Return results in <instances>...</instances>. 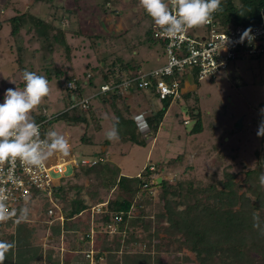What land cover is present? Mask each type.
<instances>
[{
    "label": "rangeland",
    "instance_id": "374dc122",
    "mask_svg": "<svg viewBox=\"0 0 264 264\" xmlns=\"http://www.w3.org/2000/svg\"><path fill=\"white\" fill-rule=\"evenodd\" d=\"M105 1L0 0V103H3L7 89L16 87L23 89L25 71L35 72L47 78L45 68L50 64L44 58L54 60V67L66 72L67 77H74V80L79 81L84 88L85 98L92 96L103 82L105 73L100 72L96 81L97 88L90 85L92 70L101 68L104 64L100 62L101 59L106 58L110 64L117 58L124 59L126 62L135 58L143 64L141 69L145 70L163 65L165 63L163 50L159 45L151 48L146 36L147 31L156 25L139 4V0H121L116 5L111 2L105 5ZM105 7L108 10L107 13L106 10L104 11ZM25 13L46 21H54L56 26L66 30L67 34L64 37L60 36V42L51 40L52 52L46 49L45 39L38 34V30H30L29 17L26 19L25 27L19 33L13 34L12 29L17 23L13 24L10 20ZM58 34V31L50 30L51 37ZM20 59L22 62L19 61ZM234 67L233 73H220L214 79L196 82V84L199 83L197 84L199 88L195 92L198 101L181 99L173 102L156 137L149 135L148 127L145 125V129L144 127L142 129V133L147 138L145 148L122 143L119 138H113L110 146H105L108 133L113 131V121L117 117L111 105L105 104L101 99L95 100L92 104L94 109L101 108L98 114L99 124L92 121V124L87 126L59 121L54 123L48 131H56L62 135L77 156L81 152L86 155H98L105 150L108 161L106 165L118 169L120 175L141 176L146 174L147 167L152 166L150 168L152 172L160 171L152 176L154 180L163 178L171 183L192 179L201 181L205 185L216 183L224 178L225 172L236 173L238 180H242L249 170L257 167V154L262 152L263 147L262 136H258L257 132L263 122L264 114L262 111L264 110V58L239 61ZM191 80L194 82L196 78L193 77ZM49 83L50 94L39 105L43 109L40 110L39 106L34 109L30 113V120H33V114L44 112L52 117L71 108L66 90L68 80L59 81L53 78L49 80ZM192 87L191 83L187 85L188 89ZM126 97L127 108L134 115L138 114V121L142 122L138 118L150 115L152 109L148 102L149 96L147 98L142 94H131ZM153 105L158 108L160 102ZM120 107L125 112V107ZM191 110L195 115L201 112L202 133L191 135V130L196 123V120L193 121L189 116ZM72 113L73 110H70L71 115ZM186 120L191 121V124L186 125ZM84 136L88 143L83 142ZM180 157L182 160L179 163L170 164ZM67 159L65 155L60 157L63 161ZM67 169L66 175L71 176L72 168L67 167ZM55 177L59 176L55 175ZM99 180L95 177H92L91 181L85 177L80 180L71 179V182L78 184L88 186L89 183L91 184L90 190L85 189L83 196L89 206L94 209L99 207L97 199L108 203L116 195L114 187L107 183L106 178ZM90 191L98 192L96 200L88 196L87 192ZM161 192L162 189L148 190L147 194L139 196L138 200L142 202L151 200L152 204L146 210L154 215L163 210L164 203L160 200ZM75 197L76 191H73L70 192L68 199L72 200ZM55 202L60 210L65 207L66 203L61 197H56ZM41 206L42 204L37 203L33 206L34 208H29L28 212L24 213L25 219L21 218V221H29V225L35 229L33 238L35 245L42 246L44 250H53L56 257L63 263L81 264V260H85L83 253L71 252L73 249L71 247L78 243L77 239L82 238L81 235L79 237V232L65 233L61 237H56L51 231L53 224L50 225L46 217V209ZM92 210L81 214L76 221L85 225L92 221L90 224L97 232L94 235L96 249L103 244V235L109 232L113 236L117 228L111 231L106 230L105 224L101 221V215ZM56 214L59 215L60 211L58 210ZM138 214L139 210L136 208L131 215ZM145 221L151 230L146 232L143 228H135L134 236L140 242L133 240L127 244L123 241L122 252L153 255L158 253L165 263H175L174 256H177V253L173 247L169 251L167 247L158 249L156 246L162 242V239L154 238L153 234L157 226L154 218L147 217ZM4 231L11 233L13 229ZM2 233L3 231L0 230V237ZM123 235L126 238L131 237L126 232ZM162 236L164 237L163 234ZM109 243V247L115 246V243L111 241ZM186 252L189 254L188 251Z\"/></svg>",
    "mask_w": 264,
    "mask_h": 264
},
{
    "label": "trees",
    "instance_id": "16d2710c",
    "mask_svg": "<svg viewBox=\"0 0 264 264\" xmlns=\"http://www.w3.org/2000/svg\"><path fill=\"white\" fill-rule=\"evenodd\" d=\"M43 1L49 2V0ZM120 1L106 0L105 5L107 2L116 5ZM221 9L213 16L215 23L224 26L232 23L236 26L251 28L260 23V13L264 9V0H222ZM105 10L107 13L106 7ZM27 17L31 22L30 30H38V34L44 37L47 44L46 49L49 52L53 50L51 40L60 42V36L64 37L67 34L66 30L56 26L54 21H46L31 16L29 13L10 20L13 24L17 23L12 29L13 34L19 33L25 27ZM50 30L58 31L60 35L51 37ZM146 36L151 44L150 47H154L157 42L153 39V28L147 31ZM160 42L162 45V41ZM44 59L50 64L49 67L45 68L49 80L53 78L59 81L66 79L68 83L76 84L77 89L68 93L70 105H72V95L76 98L81 97L84 88L79 81L74 80V77H67L66 72L54 67V60ZM19 61L22 62L21 59ZM100 62L104 63L103 66L92 70L93 76L90 80V85L95 88H97L96 81L100 76V72L105 73L103 82H109L110 77L118 76L122 71L129 74L143 67V64L136 61L135 58L129 62L117 58L110 64L104 58ZM197 84L185 92L182 98L187 101L192 99L198 101L195 93L199 88ZM140 92L142 90L136 88L132 93L137 95ZM101 100L105 104L111 105L116 114L117 119L113 121L112 127L113 132H117L120 141L133 146L147 147V138L142 133L140 123L136 121L138 114L134 115L127 108V99L115 92L108 96H102ZM148 102H150L152 110L150 115L143 116V121L147 123L149 135L156 137L172 107L173 100L171 98L162 100L158 108H155L152 100ZM120 106L125 107V112L121 110ZM39 109L42 110L43 107L39 106ZM100 111L101 108L94 109L91 107L87 112L76 108L73 110V115H71L68 108L49 121L47 127H51L59 121H69L87 126L92 124V121L99 124L98 114ZM189 116L192 120H196L191 135L202 133L201 112L195 115L194 111L191 110ZM33 120L38 124L47 120V117L43 113L33 114ZM262 121L264 122V114L262 115ZM111 141L112 139L107 138L105 146H110ZM83 142L88 143L85 136ZM261 143L263 147L262 152L257 154V167L254 170H249L244 179L238 180L236 173L225 172L222 180L206 185L196 179L182 180L175 183L163 179V183L160 185L153 183L155 180L152 176L160 171L152 172L150 169L152 166L147 167L145 169L146 174L141 176L128 177L120 175L118 169L106 165L108 161L105 150L98 155H86L81 152L80 155L82 156L84 154L87 157L103 158L105 162L77 169L71 179L80 180L85 177L88 181H91L92 177L97 180L106 178L107 183L114 187L116 195L99 214L101 215V221L105 224V229L108 230L107 227L111 223L112 215L122 217V221L116 226V234L111 236L109 232H106L103 235V244L96 247V250L99 251L98 256L101 255L105 258L104 263L98 264H167L157 252L153 255L139 252H122L121 250L123 241L127 244H130L133 240L140 242L134 236L135 228H143L146 232L151 230V227L146 225L145 219L147 217L154 218L157 224L153 235L156 239H162L160 244H156L158 249L160 247H167L169 251L172 247L175 249L177 256H174L175 263L173 264H177V262H180V264H264V185L260 183V177L264 175V136H262ZM181 160L182 157L170 164H177ZM71 179L64 180L68 184L66 183L58 188L56 193L66 203L61 210L65 221L63 225L60 223L58 225L53 224L51 231L56 237H61L65 233L76 234L79 232V237L81 235L82 238L79 239L76 235L78 243L71 247L73 248L71 252L74 251L80 254L91 249L94 235L97 232L90 224L92 221L88 225L76 221L81 214L90 212L89 210L92 209V206H89L88 201L83 196L84 190L89 191L91 184L89 183V186L78 184L71 182ZM151 189H162L160 200H163L164 203L163 210L154 215L151 211L146 210L152 204L151 200L145 202L138 200L139 196L146 195V192ZM73 191H76V197L69 200L68 196ZM87 194L94 200L98 197V192L93 193L90 191ZM97 200V205L104 203L100 199ZM47 208L44 209L47 210ZM136 208L139 210V214L132 216V211ZM24 216L21 210L19 213L20 218L17 221H10L0 226V230L3 231L0 241L13 244V248L7 254L4 264H62L53 250H44L42 246L35 245L33 242L35 229L29 225V222L21 221L22 217L25 219ZM6 229H13V232L8 233L4 231ZM124 232L129 233L131 237L126 238L123 235ZM110 241L115 243V246L109 247ZM120 254L122 256H119Z\"/></svg>",
    "mask_w": 264,
    "mask_h": 264
},
{
    "label": "built area",
    "instance_id": "2783aa9c",
    "mask_svg": "<svg viewBox=\"0 0 264 264\" xmlns=\"http://www.w3.org/2000/svg\"><path fill=\"white\" fill-rule=\"evenodd\" d=\"M213 16L208 24L189 29L179 38L170 39L160 36L158 34L160 29L156 28L155 39L166 43L167 64L150 72L119 73L111 83L101 87L98 95L117 92L122 97H126L139 88L145 91L154 89L155 97L159 100L169 97L178 100L182 97V85L185 78L188 80L194 77L198 81L212 79L220 73L229 71L239 61L264 58V9L260 13V23L251 28L231 23L226 26L217 24ZM246 29H251L249 38L241 41V36ZM66 87L69 90L75 89L74 83H68ZM88 103L89 101L86 100L81 104L87 108ZM47 121L38 124L39 136L37 138L42 142L46 155L48 153L46 145L51 143L47 136L49 132L46 129ZM61 155L63 154L53 152L45 160L43 167L25 165L19 159L0 164V197H3V202L12 213L7 221L0 222V226L10 221H17L21 210L26 213L37 203L42 204L43 209L48 207L46 217L50 225L57 223L63 225L64 215L55 202L58 197L56 195L58 188L65 183V179L74 176L75 170L95 166L105 160L77 156L71 146L67 161L60 160ZM67 167L73 170L71 176L66 175ZM55 175L59 177L56 178ZM95 209V213H102L101 205ZM58 210L59 215L56 214ZM121 221L120 215H112L108 230H114ZM98 253L93 242L91 249L83 253L85 264L104 263L105 258L98 256Z\"/></svg>",
    "mask_w": 264,
    "mask_h": 264
},
{
    "label": "clouds",
    "instance_id": "9594fccd",
    "mask_svg": "<svg viewBox=\"0 0 264 264\" xmlns=\"http://www.w3.org/2000/svg\"><path fill=\"white\" fill-rule=\"evenodd\" d=\"M221 3L222 0H139V4L146 10L156 25L153 28V39L157 42L156 45H159L163 50L165 57V63L159 67L167 64L168 56L166 54V43L162 41L161 45V42L156 40L154 37L156 28L160 29V32L158 33L160 36L168 37L170 39L179 38L189 29L202 27L208 24L211 21L213 14L222 10ZM250 33L251 29H246L241 36V41L249 38ZM155 69L145 70L143 68L137 71L150 72ZM234 69L235 67H232L229 71L223 73H233L232 70ZM115 78L116 76H113L110 77L109 82H102L100 88H97V91L89 98H85L84 93L79 98L72 95L73 104L71 108L69 107V110L78 108L83 112H87L92 107L95 100L101 99L102 96H108L98 94L100 93L103 85L111 83ZM23 81L25 83L23 89L17 87L7 89L4 93V101L3 103H0V164H4L10 160L15 161L19 159L25 165L43 167L45 160L53 152H59L67 156L69 154L70 146L62 135L56 131H49L47 136L51 140V143L46 145L48 153L47 155L45 154L42 142L37 139L39 136L38 124L47 120L48 123L53 120L55 116L50 117L47 113L43 112V114L47 117V120L38 124L34 120H30L29 117L30 113H32L33 110L42 103L43 99L50 94V83L45 76L38 75L37 73L31 71H25L23 73ZM196 82L200 81L195 80L193 82L191 79L186 80L185 78L182 85V95L190 90L187 88V85L191 83L194 86ZM74 85V90H69L68 88L66 89L68 93L77 89L75 83ZM132 92L131 94L133 95ZM139 94L146 95V97L149 96V98H147L152 100V104L162 102V100L156 99L154 89L151 91L142 90ZM169 98H171L173 102L177 101L172 97ZM181 99L183 98L181 97L178 100ZM86 100L89 101L87 108L81 104ZM138 119L142 120V122L138 121L137 118L136 121L140 123L142 129L143 127L145 129V125L147 126V123L143 121L142 117ZM185 124L190 125L191 121L186 120ZM49 128L50 127H47L46 124V129L48 130ZM257 135L264 136V122H261ZM108 138H118L117 132L110 131L108 133ZM66 183L67 182L65 181L64 184ZM260 183L264 185V175L260 177ZM100 205L102 206L103 211L104 208L107 207L108 203ZM92 209L94 210V207ZM11 215L12 213L9 212L7 206L3 202V197H0V222L7 221ZM12 248V243L0 241V264H4L7 254Z\"/></svg>",
    "mask_w": 264,
    "mask_h": 264
},
{
    "label": "water",
    "instance_id": "95a60500",
    "mask_svg": "<svg viewBox=\"0 0 264 264\" xmlns=\"http://www.w3.org/2000/svg\"><path fill=\"white\" fill-rule=\"evenodd\" d=\"M156 183L157 184H162L163 183V178H158V179H156Z\"/></svg>",
    "mask_w": 264,
    "mask_h": 264
},
{
    "label": "crops",
    "instance_id": "0c3cea01",
    "mask_svg": "<svg viewBox=\"0 0 264 264\" xmlns=\"http://www.w3.org/2000/svg\"><path fill=\"white\" fill-rule=\"evenodd\" d=\"M123 175V174H122ZM94 241H96L95 240V238H94ZM82 261H84V262H82ZM61 263H63V262H61ZM67 262H65V264H66ZM81 264H85V260H81V262H80ZM67 264H70V263H67Z\"/></svg>",
    "mask_w": 264,
    "mask_h": 264
}]
</instances>
